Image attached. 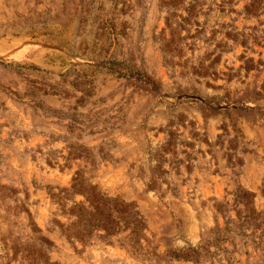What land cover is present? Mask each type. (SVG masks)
Masks as SVG:
<instances>
[{
    "label": "rangeland",
    "instance_id": "1",
    "mask_svg": "<svg viewBox=\"0 0 264 264\" xmlns=\"http://www.w3.org/2000/svg\"><path fill=\"white\" fill-rule=\"evenodd\" d=\"M0 264H264V0H0Z\"/></svg>",
    "mask_w": 264,
    "mask_h": 264
}]
</instances>
